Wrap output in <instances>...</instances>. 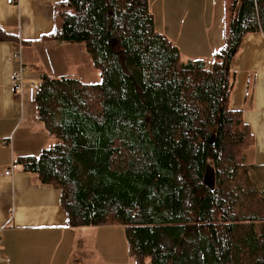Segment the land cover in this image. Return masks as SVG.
Here are the masks:
<instances>
[{
    "label": "trees",
    "instance_id": "trees-1",
    "mask_svg": "<svg viewBox=\"0 0 264 264\" xmlns=\"http://www.w3.org/2000/svg\"><path fill=\"white\" fill-rule=\"evenodd\" d=\"M225 18L223 49L184 61L150 0L55 5L46 39L84 44L101 81L44 76L34 103L56 143L16 164L60 191L72 227L122 226L135 264H264V190L245 156L255 138L229 106L233 60L264 35V0H225ZM5 42L19 36L0 25Z\"/></svg>",
    "mask_w": 264,
    "mask_h": 264
},
{
    "label": "crops",
    "instance_id": "crops-1",
    "mask_svg": "<svg viewBox=\"0 0 264 264\" xmlns=\"http://www.w3.org/2000/svg\"><path fill=\"white\" fill-rule=\"evenodd\" d=\"M65 1L0 0V25L19 36L18 43L0 44V264H135L122 226L72 227L60 191L16 164L39 157L56 140L38 120L35 103L14 93L13 76L22 72L29 89L44 76L81 79L77 66L85 72L90 66L85 46L46 39L55 29V5ZM150 6L156 30L185 59L211 61L225 46V0H150ZM239 54V64L243 54L250 66L245 78L233 72L238 65L231 68L229 106L243 112L255 138L245 152L250 170L264 168V35L246 36Z\"/></svg>",
    "mask_w": 264,
    "mask_h": 264
},
{
    "label": "rangeland",
    "instance_id": "rangeland-1",
    "mask_svg": "<svg viewBox=\"0 0 264 264\" xmlns=\"http://www.w3.org/2000/svg\"><path fill=\"white\" fill-rule=\"evenodd\" d=\"M75 47V46H73ZM78 47H84V44H80L79 46H77V48L75 49H78ZM70 48V47H69ZM74 53V52H73ZM184 54V53H183ZM76 57L78 58H81L80 55H75ZM17 58L19 59V56H17ZM90 58V57H89ZM184 61H187L189 59H185V56H183L182 58ZM239 60H240V54L239 55H236L234 60H233V64H232V67H234V64L235 66L238 65V67L233 70V72H237V70H239V75L240 77H243L245 78L246 75H248V68H249V63H248V55H243L241 56V63L239 64ZM209 61V60H208ZM77 62V61H76ZM85 62V61H84ZM87 64V62H86ZM90 66V68L88 67V69H91L92 72L89 73V70L86 69V72L84 71V66L81 64V65H78L77 68L78 70L76 69V73L80 74V78L82 79L83 82H88V83H99L101 81V78H100V74L99 72L97 71V69H93L92 67V60L90 58V61L88 63ZM93 71H95L96 73V77H93L95 74H93ZM87 73V74H86ZM244 73V74H243ZM74 74V73H73ZM231 76H233V73H231ZM73 78H77L79 79L78 77H73ZM80 79V80H81ZM34 85L38 88L41 84H40V80H37ZM248 162H250L249 160H247ZM250 178L251 180L256 184V186L261 189V190H264V168L263 167H253L251 168L250 170ZM76 257H79V255L77 254Z\"/></svg>",
    "mask_w": 264,
    "mask_h": 264
},
{
    "label": "built area",
    "instance_id": "built-area-1",
    "mask_svg": "<svg viewBox=\"0 0 264 264\" xmlns=\"http://www.w3.org/2000/svg\"><path fill=\"white\" fill-rule=\"evenodd\" d=\"M12 83H13V91L16 95H20V96L26 95L31 102L35 101V96L37 94L38 88L32 87L29 89H25L24 76L22 72H18L13 76ZM17 168L18 166L16 164L13 165L11 171H8L6 174L11 175L12 171ZM1 242H2V238L0 237V245H1ZM0 259H1V253H0Z\"/></svg>",
    "mask_w": 264,
    "mask_h": 264
},
{
    "label": "water",
    "instance_id": "water-1",
    "mask_svg": "<svg viewBox=\"0 0 264 264\" xmlns=\"http://www.w3.org/2000/svg\"><path fill=\"white\" fill-rule=\"evenodd\" d=\"M204 185L210 189L211 191H215L216 188V174L213 168L210 166L207 168L206 173L204 175Z\"/></svg>",
    "mask_w": 264,
    "mask_h": 264
}]
</instances>
